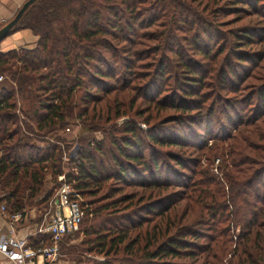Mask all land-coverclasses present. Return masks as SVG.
<instances>
[{
	"label": "trees",
	"instance_id": "1",
	"mask_svg": "<svg viewBox=\"0 0 264 264\" xmlns=\"http://www.w3.org/2000/svg\"><path fill=\"white\" fill-rule=\"evenodd\" d=\"M163 1L35 0L26 8L16 28L32 32L37 37L35 45L0 53L4 82L0 88V202L7 213H19L31 204L40 209L45 206L51 194L45 191V175L50 173L54 180L62 173L59 143L63 140L56 139L42 149L31 141L63 129L72 120L82 125L84 133L103 125L82 120L101 119L97 112H90L103 96L128 90L130 109L138 101L145 105L134 112L139 118L146 114L141 121L144 128L131 118L110 131L102 130L100 140H86L82 134L76 157L67 162L71 171L65 177L88 197L84 218H98L103 224L100 229L93 225L83 229L85 251L102 256L120 252L125 264H187L173 259L189 264H264V72L257 77L261 83L254 93L226 97L240 92L249 76L247 66L255 67L261 61L262 54L241 51L243 46L259 42L261 32L239 29L223 34L218 23L204 21L185 6L180 14L164 13L160 10ZM228 2L231 11H242L240 5L253 11L258 0ZM177 22L183 29L174 26ZM151 27L155 29L149 32ZM177 32L183 33L181 39ZM145 40L152 43H139ZM139 46L142 48L137 49ZM187 51L192 59L187 58ZM144 59L151 61L142 63ZM206 78L213 83L202 95ZM253 94L257 108L247 111L242 104L249 105ZM15 95L22 104L23 118L32 126L25 120L23 129L19 126L13 114ZM116 98L112 100L114 117L122 114ZM164 111L172 113L158 119ZM221 120L230 121V131L213 134L208 124ZM202 124L206 125L203 133L213 141L211 150L222 146L217 142L227 141L229 169L222 177L229 195L220 200V189L211 181L210 200L202 216L181 226L189 206L194 207L191 163L165 156L188 171L185 178L191 183L171 178L179 170L161 161L158 148L186 145L179 138L180 131ZM202 143L192 146L199 149ZM109 180L116 184L110 196L130 186L155 193L152 198L149 193L147 200L139 196L134 204L135 193L92 206L90 197ZM166 186L191 190L186 195L188 208L180 217L169 214L173 211L171 194L158 193ZM121 202L126 204L116 209ZM230 202L233 210L229 213ZM201 219L206 231L193 230L192 225ZM27 243L35 247L39 240Z\"/></svg>",
	"mask_w": 264,
	"mask_h": 264
},
{
	"label": "rangeland",
	"instance_id": "2",
	"mask_svg": "<svg viewBox=\"0 0 264 264\" xmlns=\"http://www.w3.org/2000/svg\"><path fill=\"white\" fill-rule=\"evenodd\" d=\"M174 1H176V0H174ZM228 1L229 0H180V2L177 1V3L180 5V7H179V5L176 3H173L172 0H164L163 4H162V6L164 8H160V10H162L166 14H173V13H177V12H179L178 14H180V12H183V9H182L183 6H185V7H187L188 11H191V13L192 12H198L204 21L210 22L211 20H213L214 22L218 23L219 29L222 31L221 33H223V34H226L228 32L231 33V32H234L235 30H239V29H246V30L248 29V31L251 29L253 31L257 30V31L261 32L259 42L253 41V42H251V46L245 45L241 49V51L246 53L247 55L248 54L250 55L251 53H257L258 52V53L262 54V58H261V61L259 62V64H257V66H255V67L247 66V70H250L249 76L244 80L243 83H241L240 92L236 93L235 95L232 93L226 94L227 98L228 97L234 98L236 95H238L240 93H241V95H244L248 92L254 93L256 88L259 86V83H261V81L258 80L257 77H258V75L259 76L262 75L261 72H264V31L260 30V28L264 29V0H258V2L256 3V6H255V9H253L254 12L250 8L243 6V5H240L242 11H231L230 8H228V6L231 4V2H228ZM259 3H262V7L258 6ZM206 15H208V16H206ZM174 26H176L180 29H183V27L180 26V24L178 22L175 23ZM154 29H155V27H151L148 30H149V32H151ZM176 35H179V39H181L183 37L182 32H177ZM242 42H244V40ZM139 43L140 44H148V43H152V42L145 40V41L139 42ZM168 45H170V42H168ZM141 48H142L141 46L137 47V49H141ZM186 55H187V58L192 59V55L190 54L189 51L186 52ZM223 55L224 54H222L218 58L219 61H221V58ZM194 57H196L198 60H201L198 56H194ZM233 60L234 59L230 58V64L231 65L233 64V62H232ZM150 61L151 60H149V59H144L142 61V63H150ZM236 72L241 74V72L238 69H236ZM214 75H215V73H214ZM254 78H256V79H254ZM143 81H145V80H143ZM204 83H205L206 87L201 90L200 93L202 95H204V93L207 91L206 88H209L210 85H212L213 81L206 78ZM129 95H131V94H130V92H128V90L122 91V92L118 93V95H116V93H114V94L110 93L108 95L103 96L104 100H102V102L100 104L95 106V111H91V109L89 108V111H91L90 113H96L97 112L98 115L101 116V119L96 120L94 118L93 119L94 122L93 121L90 122L88 120H82V121L89 122V123H95L93 125L103 124L101 126H95L96 128H94L93 130H90L89 132L86 131V133H84V130L82 129V125L78 121H73V120L68 126L63 127V132H61L62 134H59L60 137H64L63 139H65V140H63V143H62L63 146L60 145L62 152L60 155L59 164H60V170L62 171V173H67V172L71 171L70 166L67 163L63 162L62 158L66 155L70 159H73L74 157H76V153L78 150L77 141L79 139V136H81L82 134H84L83 139L87 140V139L93 138L94 140H100L102 138V135H103L102 130L110 131L111 129L120 126L124 121H127L131 118H135L136 120H138L137 121L138 126H141V128H144V126L141 124V121L144 118V116H146V114H144L142 117L139 118V117L134 116V112L136 109H144L145 105L141 104L138 101V102H135V104L132 105V107L130 109L127 105V102H126V99ZM252 96H251V100H250L249 105L242 104V108H244L247 111L250 110L251 107H254V109L257 108L256 102H258V99H256L254 94ZM115 97H117L116 101L120 104V112H122V114L118 117H116V116L114 117V112H113L114 106L112 104L113 103L112 100H114ZM207 103L208 102H205L206 105H207ZM234 105H236V107H238V104H234ZM99 107H100V109L98 110ZM108 107L110 109L109 113H108ZM90 113H89V115H91ZM168 113H172V112L171 111L161 112L160 114L157 115V118L159 119ZM152 123H155V119L151 120L149 125H151ZM111 125H113V126H111ZM208 126L212 128L213 134H216V133L219 134L221 132H227V131L229 132L230 131V128H229L230 127V121L228 122L225 120H221L220 123L219 122H217V123L212 122V123H209ZM65 128H67L69 130L67 133L64 131ZM204 128H206V125H203V124L201 125V127L199 126L198 128L191 125L190 128L180 131L182 136H180L179 138H182V140L185 141L186 145L179 146V147L164 146V147L158 148L160 157H162L161 161L167 162L172 167H175L176 170L177 169L179 170L178 173L171 174V175H173V176H170L171 178L172 177L174 178L176 176V179H178L180 181H185L189 184L191 183V182H188V179L185 178V176L189 175L188 171L177 168V166H175L172 163V161H167L165 159V156H168V154H170L172 156H177L179 159H184V160L188 161V163L189 162L191 163V167H192V200L194 201V203H191V205L193 204L194 207L192 206V208H191L189 206V209H187L188 211L183 216L182 223H180L181 226L184 223L189 222V221H192V223H195V221H197L202 216L201 213L204 212L203 211L204 207H206L205 205L208 204L207 201L210 200L211 188H213V186L211 187V181H213V183H215L217 185L218 189H220V191H219L220 200H227L228 195H229V193H228L229 190L227 189L225 181L223 180V177H222L223 174L226 172V170L229 169V166L227 165L228 160H229V156H227L226 150H225V148L227 146V141L224 140L223 143L217 142L218 144H216V145L222 144V146L218 147L216 151L211 150L210 145H212L213 141L210 137L208 138V136H206L203 133L202 129H204ZM63 135H65V136H63ZM173 135H175V137H178L177 133H173ZM198 141L204 142L201 144V148H199V149L192 146V145H195ZM163 156H164V158H163ZM164 173H165V171H164ZM165 175H166V173H165ZM182 175H183L184 180L181 177ZM160 177L161 178L163 177V173H161ZM45 179L47 180V183L49 182L51 184V185L47 184L48 189L46 190L50 193L51 192V186L54 185L53 177L50 175V173H47L45 175ZM197 182L200 183L198 187H196V185H195V183H197ZM114 186H116V184H114V182L112 180H109L107 183H104L101 186V188L95 193V196L90 197L89 200L94 201V205H92V206L104 205L107 202H109L113 199H116L121 195H125V194L128 195V194H134L135 193L133 195L134 198L131 201V203L134 204V202H136V199L139 196L142 197V200H147L146 198H148L149 193H150L151 198L154 196V193H155L154 191H152L150 189H144V190L142 189L141 190L137 187L130 186V187H122L121 190H119L118 192H113V194L110 196L109 195L110 189L111 190L114 189L113 188ZM189 191H191V190L185 189V188H176V187L166 186L165 188H161V190L159 189L158 193H159V195L160 194L161 195L171 194L170 200H172V201H171L170 207L171 206L173 207L171 209L173 211H170L169 214L172 215V213H174V214H177L178 217H180L182 215V212L185 209V207L188 208L187 201H186V195L189 194ZM221 195H222V197H221ZM180 197H182V198L180 199ZM87 198L88 197H85V196L81 197V199H83V200H86ZM125 204L126 203L121 202L120 204L116 205V209L123 208ZM139 205L140 204H138V205L136 204L135 206L138 207ZM200 206L203 208L202 211L200 209ZM230 206H231V208H230ZM230 206H228V208H227L229 213L231 212V210H233L231 202H230ZM112 209H114V208H112ZM130 209H133V206H131ZM111 210L107 209V211H111ZM106 213L107 212H101L100 214L104 215ZM120 213H123V211H121ZM202 219L200 221H198L197 224L192 225L193 230L199 229L202 232L206 231L205 226L203 225L204 222L202 221ZM229 219H231V218L229 217ZM98 221H99L98 218L93 220L92 218H88L86 216L84 218L83 225L80 228V232L74 234L72 237H69L66 240H62L61 245H60V254H59L61 256H59L57 264H99V262H107L110 264H121V263L125 264V262H123L125 258L123 259V257H122L123 255L120 252H117L116 254L110 253L107 256H102V255H97V254H94L91 252L88 253L85 251L86 247L82 242L85 238H84L82 231L84 228H87L90 225H93L97 229H100L103 226V224L98 223ZM153 222H156V220L154 219ZM153 222L148 223V225L151 226L153 224ZM229 224L231 225V222H229ZM142 229H143V226H142ZM172 231L173 230H171V232ZM168 235H170V234H168ZM160 241H164V239L161 238ZM201 242H202V240H201ZM228 250H226V251L228 252ZM224 258L226 259V255ZM224 260L221 262L223 263ZM172 261H175L177 263L185 262V263L189 264L188 260L173 259Z\"/></svg>",
	"mask_w": 264,
	"mask_h": 264
},
{
	"label": "built area",
	"instance_id": "3",
	"mask_svg": "<svg viewBox=\"0 0 264 264\" xmlns=\"http://www.w3.org/2000/svg\"><path fill=\"white\" fill-rule=\"evenodd\" d=\"M2 79L0 76V81ZM64 131L67 133L69 130L65 128ZM51 142L40 137L34 139L32 144L42 149ZM62 160L66 163L70 158L66 155ZM53 183L45 206L39 209L40 219L32 233V238H37L39 243L31 247L26 241H15L10 237L0 239V253L10 264H57L61 256L59 244L80 232L85 216V200L81 199L82 195L67 180L65 173L57 175ZM48 185L51 184L48 182ZM0 213H6L3 205H0ZM6 215L10 222H18L23 217L21 213Z\"/></svg>",
	"mask_w": 264,
	"mask_h": 264
},
{
	"label": "crops",
	"instance_id": "4",
	"mask_svg": "<svg viewBox=\"0 0 264 264\" xmlns=\"http://www.w3.org/2000/svg\"><path fill=\"white\" fill-rule=\"evenodd\" d=\"M24 1L25 0H0V28L13 18ZM36 41L37 37L33 35L32 32L25 28H16L15 24L14 27L8 32V34L0 40V53L3 54L6 52L16 51L21 48L30 49L35 45ZM3 83L4 82L0 81V88L2 87L1 85H3ZM21 105L22 104L20 102V99L15 95L13 114L16 117L21 129H23V121L25 120V118H23L22 115ZM25 121L28 122L30 126H32L29 121ZM61 132H63V129L53 130L43 137L49 139L50 141H52V143L54 141L57 142L56 139L59 138L61 140H65L63 139L64 137H60L59 134H62ZM29 137H31V135H29ZM33 140L31 141V144L33 143ZM59 145L61 144L59 143ZM45 183V189L47 190L48 183L46 179ZM0 205H3V203L0 202ZM39 209L40 208H38V206H36L35 204L24 206V208H22V210L19 212L23 217L18 222H10L6 215L7 212L0 213V239H2L3 237H10L15 241H32L33 230L35 229V226L40 219V216L38 214ZM0 264H10L9 261L1 253Z\"/></svg>",
	"mask_w": 264,
	"mask_h": 264
},
{
	"label": "water",
	"instance_id": "5",
	"mask_svg": "<svg viewBox=\"0 0 264 264\" xmlns=\"http://www.w3.org/2000/svg\"><path fill=\"white\" fill-rule=\"evenodd\" d=\"M35 0H25L22 5L20 6V8L17 10V12L15 13V15L13 16V18L7 22L6 24H4L1 28H0V40L5 37L8 32L14 27V25L17 23V21L19 20V18L21 17V15L23 14V12L26 10V8L33 3Z\"/></svg>",
	"mask_w": 264,
	"mask_h": 264
}]
</instances>
